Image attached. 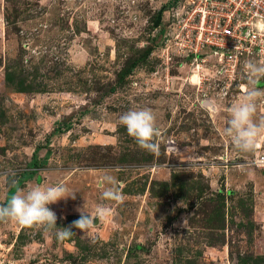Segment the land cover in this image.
<instances>
[{"label":"rangeland","instance_id":"rangeland-1","mask_svg":"<svg viewBox=\"0 0 264 264\" xmlns=\"http://www.w3.org/2000/svg\"><path fill=\"white\" fill-rule=\"evenodd\" d=\"M188 8L0 0V205L40 183L68 189L49 205L58 228L85 203L108 209L63 241L55 228L0 221V264H264V172L250 163L264 136L243 152L223 134L251 85L243 67L227 76L211 57L186 56L173 32ZM144 107L160 129L154 152L120 123ZM105 175L119 200L102 199Z\"/></svg>","mask_w":264,"mask_h":264},{"label":"clouds","instance_id":"clouds-1","mask_svg":"<svg viewBox=\"0 0 264 264\" xmlns=\"http://www.w3.org/2000/svg\"><path fill=\"white\" fill-rule=\"evenodd\" d=\"M264 56V48L260 50ZM243 72L247 76L250 87L246 88L243 98L235 101L227 109L228 118L223 134L231 141L236 150L251 152L255 149L258 139L264 136V119L254 120L257 111V101L264 98V89L257 87L260 78H264V60H246L243 63ZM121 125L126 127L129 137L143 150L154 152L157 148L156 139L160 136V129L156 123V116L151 108L129 109L120 116ZM103 180L110 185L102 193L104 200H119L116 190V177L105 175ZM68 189L63 184L45 186L37 183L26 190L14 192L6 205H0V221H14L19 225L31 227L39 224L49 229H56V238L60 241L70 238L75 233L72 228L86 232L94 223V219L101 220L108 209L101 205L95 210V215L83 208L80 219L74 221L70 227L58 228L57 215L49 207L61 199L69 197ZM75 199V195H71Z\"/></svg>","mask_w":264,"mask_h":264},{"label":"built area","instance_id":"built-area-1","mask_svg":"<svg viewBox=\"0 0 264 264\" xmlns=\"http://www.w3.org/2000/svg\"><path fill=\"white\" fill-rule=\"evenodd\" d=\"M188 6L173 33L193 62L211 57L218 71L236 76L244 61L264 60V0H188ZM250 163L264 172V151Z\"/></svg>","mask_w":264,"mask_h":264},{"label":"trees","instance_id":"trees-1","mask_svg":"<svg viewBox=\"0 0 264 264\" xmlns=\"http://www.w3.org/2000/svg\"><path fill=\"white\" fill-rule=\"evenodd\" d=\"M150 52H151V50L148 51V53H150Z\"/></svg>","mask_w":264,"mask_h":264},{"label":"water","instance_id":"water-1","mask_svg":"<svg viewBox=\"0 0 264 264\" xmlns=\"http://www.w3.org/2000/svg\"><path fill=\"white\" fill-rule=\"evenodd\" d=\"M158 25V24H157Z\"/></svg>","mask_w":264,"mask_h":264}]
</instances>
